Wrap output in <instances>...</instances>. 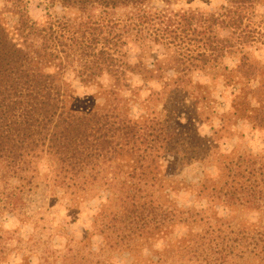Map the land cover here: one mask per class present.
Returning a JSON list of instances; mask_svg holds the SVG:
<instances>
[{
	"label": "trees",
	"instance_id": "trees-1",
	"mask_svg": "<svg viewBox=\"0 0 264 264\" xmlns=\"http://www.w3.org/2000/svg\"><path fill=\"white\" fill-rule=\"evenodd\" d=\"M28 1L6 0L10 6L5 8L18 18L12 32L0 15V182L14 179L32 184L39 164L45 161L55 186L72 202L107 194L97 214L106 246L130 250L150 232L163 237L184 226L187 233L180 243L191 264H235L236 259L246 258L264 264V224L238 225L235 232L226 233L224 220L214 217V225L204 212L182 210L168 197L175 187L164 176L167 168L209 158L206 141L178 121L184 105L178 108L174 100L192 86L187 72H176L164 84L162 94H168L164 99L149 97L146 113L138 119L128 117L119 101L106 97L101 107L83 108L64 76L73 68L82 82L89 83L105 73H120L118 46L129 40L139 45L147 38L163 45L175 27L185 35L205 36L196 39L203 48L196 61L207 65L210 60L240 55L235 71L248 68L242 74L250 76L252 66L245 63L244 50L237 48L252 42L250 31L241 28L246 10L256 0H228L222 15L207 16L167 9L146 12L145 7L155 0H43L47 7L74 9L81 15L93 9H100L102 15L131 11L125 14L121 34L116 33L115 19L90 20L96 28L105 26L98 49L77 43L70 22L40 25L31 21ZM159 1L169 5L178 0ZM217 26L238 34L235 50L230 40L212 35ZM157 101L163 102V108L156 113L151 107ZM254 120L264 126L263 105ZM221 158L224 161L216 166L217 178L211 187L207 180L195 186L198 195L213 205L264 214V163L253 155L235 161Z\"/></svg>",
	"mask_w": 264,
	"mask_h": 264
},
{
	"label": "rangeland",
	"instance_id": "rangeland-1",
	"mask_svg": "<svg viewBox=\"0 0 264 264\" xmlns=\"http://www.w3.org/2000/svg\"><path fill=\"white\" fill-rule=\"evenodd\" d=\"M227 4L228 0H178L167 5L155 0L144 10L150 13L167 9L206 16L222 15V8ZM6 5L10 6L6 0H0V15L12 32L18 18L5 8ZM26 9L28 18L40 25L70 22L77 43L96 49L102 44L101 29L104 30L105 26L96 28L90 20L115 19L119 23L116 33L121 34L125 14L131 12L117 10L102 15L100 9H93L81 15L74 9L47 7L43 0H29ZM245 15L247 18L241 29L250 31L252 42L237 48L238 34L219 26L214 28L212 35L230 40L234 50H244V61L252 66L250 76L242 74L248 68L241 73L235 71L240 55L231 54L210 60L207 65L196 61L197 53L203 49L196 39L205 36L197 38L191 32L185 35L180 27H175L173 36L165 40L172 43L170 46L163 41V45L157 41L154 44L149 38L139 45L129 40L123 47L118 46L115 56L120 73H105L89 83L82 82L73 68L65 71L64 75L83 108L101 107L106 100H116L128 117L138 119L146 113L149 97L154 95V99H164L168 96L162 94L164 84L174 79L176 72H187L192 86L174 100L178 108L184 105L178 114V121L191 126L193 133L206 141L210 146L209 158L202 163L167 168L164 176L170 178L175 187L168 197L182 210L204 212L214 225V217L224 220L222 228L226 233L235 232L238 225L248 228L249 225L264 224V214L213 205L199 196L195 188L202 180H207L211 187L217 178L216 166L224 161L222 155L234 161L238 157L253 155L264 163V126H259L254 120L257 111L264 106V0H256ZM104 97L107 99L104 100ZM163 102L157 101L151 108L156 113L160 112ZM172 110L176 108L173 106ZM127 169V166L121 165L122 171ZM106 195L99 193L96 197L72 202L55 186L45 161L39 164L32 184H21L14 179L0 182V264L192 263L181 246V239L187 233L184 226H176L163 237H156V231L150 232L142 240H136L130 250L106 246L97 218ZM218 223L221 225V221ZM235 264L257 263L246 258L236 259Z\"/></svg>",
	"mask_w": 264,
	"mask_h": 264
}]
</instances>
